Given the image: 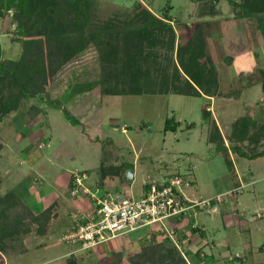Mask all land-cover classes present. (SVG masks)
I'll use <instances>...</instances> for the list:
<instances>
[{
	"label": "rangeland",
	"instance_id": "rangeland-1",
	"mask_svg": "<svg viewBox=\"0 0 264 264\" xmlns=\"http://www.w3.org/2000/svg\"><path fill=\"white\" fill-rule=\"evenodd\" d=\"M92 1L99 22L112 17L114 20L125 19L134 2ZM143 3L156 15H159L161 7L169 4V23L174 29L176 43L170 52L165 48L157 49L156 62L150 60L143 64L149 68L146 77H150L145 80V89L141 93L102 94L98 85L97 52L88 46L53 76L47 93L53 103L39 96L22 99L15 109L0 118V196L4 197L0 201V260L3 259L4 264H66L68 259H74L76 264H132L140 248L150 245V233L158 228L157 224L149 232L140 229L90 249L71 250L66 258H52L55 251L57 256L61 249L71 247L58 232L53 236L54 252L50 247L44 248L45 243L37 247L36 244L43 241L42 232L36 235L34 229L38 221L44 219L42 215H33L30 211L38 207L39 200L33 199L37 188L46 193L50 191L54 196L64 193L59 199L63 207L59 208L58 204V208L47 210L48 214L54 211V218L69 215L72 220L74 213L81 214L82 208L68 210V196L73 199L80 195L82 203L92 207L87 194L80 191L72 195L69 188L65 189L67 183L71 181L72 184L75 172L85 174L83 186L96 195L109 192L131 198L145 193L144 183L178 172L183 178L193 181L192 185L183 189V193L203 200L216 196L217 200L221 198L220 201L225 198L227 202L223 206L229 204V196L238 188L234 186L239 183L240 176L246 177L248 157L234 153L228 147L237 144L242 152L251 153L248 150L250 144L235 142L227 137L232 131V123L241 113V99L262 97L258 85L260 73L264 72V33L256 16L234 19L228 0L217 1L216 13L208 16L206 19L209 22L207 20L201 25L204 42L194 49L186 45L199 19L192 0H143ZM12 12L9 10L0 16L1 59L16 65L39 60L42 48L39 26L32 20L16 26V23L10 22ZM258 15L264 17V11ZM180 44H185V52L192 55L190 59L206 68L209 66L215 73L216 87L212 99L201 93L172 92L174 88H171L169 77L173 76V65L176 63L182 70L175 55ZM165 77L169 78L167 84V81L163 82ZM161 84H166V88ZM152 88L154 92L150 91ZM31 105L42 107L33 118L29 116ZM203 110L209 111L207 118ZM65 112L73 117L74 122L66 117ZM166 119L178 121L175 131L164 129ZM212 120L219 126L227 148H215L214 142L207 141L209 121ZM256 122L262 123L264 118L260 121L256 119ZM248 126L252 128L251 124ZM248 126L247 132L253 131ZM259 148L264 149L263 140L255 150ZM28 182L33 187L24 191V197H21L18 191L25 188ZM247 190L242 188L243 194L238 195L241 198L249 195ZM249 208L253 210L252 205ZM22 214L25 218L32 217L19 225L22 229L25 227L21 232L17 231L18 226L12 227V224L17 222L16 215ZM223 216L222 209L214 213L212 219L208 215L204 217L207 234L219 249L227 242L233 255L235 249L244 247L241 243L244 237L254 239V246L261 243V234L251 229L259 222H250L248 230L241 231L243 239H239V227H225ZM174 221L176 219L166 220L164 224L172 227ZM178 221L179 224L183 222ZM12 229L16 230L13 232ZM6 232L8 236L1 237ZM153 233L157 235L158 231L153 230ZM8 239L10 248L6 245ZM208 244L203 250L209 249ZM18 246L24 249L19 256L12 253V250L15 251L13 247ZM175 246L185 253L186 245L182 241ZM251 249L254 250V247ZM245 252L250 251L246 249ZM256 253L252 252L241 264H255ZM257 255L263 258L264 251ZM186 258L195 264L193 254L188 253ZM46 260L48 262H44ZM205 260L206 264H236L237 261L236 258L228 261L224 257L214 261L206 257Z\"/></svg>",
	"mask_w": 264,
	"mask_h": 264
},
{
	"label": "trees",
	"instance_id": "trees-1",
	"mask_svg": "<svg viewBox=\"0 0 264 264\" xmlns=\"http://www.w3.org/2000/svg\"><path fill=\"white\" fill-rule=\"evenodd\" d=\"M192 1L197 9L196 14L199 19L186 45L189 44L190 47L196 49L204 42L201 25L207 20L209 22V19L206 18L216 13V4L219 0ZM228 2L233 12L231 17L236 19L256 16L258 26L264 33V17L258 15L264 11V0H228ZM168 5L161 7L159 15H156L145 6L143 0H134L132 10L127 13L125 19L114 20L112 17L99 22L96 20V7L92 0H0V16L12 10L10 22L16 23V26L26 20L34 21L39 26L42 39L39 60L18 65L6 63L7 61L1 59L0 45V118L6 112L15 109L22 99L39 96L44 101L53 103L54 101L47 94L53 76L88 46L97 52L98 85L102 94L141 93L145 89L144 84L150 77V75L146 77V74H149V68L144 67L143 64H147L150 60L156 62L157 49L165 48L170 52L175 47V33L169 23L171 15L168 12ZM17 29L19 30L20 27ZM176 48V59L178 63L180 62L182 70L176 63L173 65V76L169 77L171 88H174L172 92L179 94L201 93L212 96L216 87L215 73L209 66L206 68L190 59L192 55L188 51L185 52V44L177 45ZM169 78L165 77L163 82L167 81V84ZM259 82L264 93V72L260 73ZM166 84L164 85L167 86ZM165 88L164 90H166ZM150 91L154 92V89L152 88ZM41 110L42 107L31 105L29 116L33 118ZM203 114L206 118L210 115L206 110H203ZM65 115L74 122L68 112H65ZM248 119L250 117L240 114L232 123V131L227 138L240 143L246 141L252 145L251 147L248 145V150H251V153L242 152L237 144L228 148L234 153L254 158L264 154V151L255 150L258 143L264 139V122L259 123L255 119L248 121ZM172 120H165V130H176L178 121ZM209 123L207 141L214 142L215 148L219 146L227 148L215 121L212 120ZM248 124H251L252 128ZM247 126L253 131L249 129L251 132H247ZM171 175L181 176L178 172ZM144 190H147L145 183ZM1 199L4 197L0 196V201ZM213 203V199H211L210 206ZM200 209L203 208H197V210ZM16 216L19 217V220L17 217V222L14 221L16 224H12V227L18 226L17 231L22 229L19 225L25 224L24 220L32 217L30 215L25 218L23 214ZM179 219L182 220V218ZM182 224L183 226L189 225L191 221L185 220ZM179 226H172L175 239L178 242L183 241L184 238L189 239V236ZM15 230L12 229L13 232ZM189 231L194 233L197 231V227H191ZM157 235L153 233L152 229L150 245L140 248V252L134 255L136 257L132 264H193L192 260L186 258L187 251L185 253L179 251L167 234L158 232ZM7 236L8 232L1 235L3 238ZM6 245L8 247L9 243L6 242ZM193 256L196 258L195 264H204L208 257L199 249L193 253ZM0 262V264H4L3 259ZM66 264H76V262L74 259H68Z\"/></svg>",
	"mask_w": 264,
	"mask_h": 264
},
{
	"label": "crops",
	"instance_id": "crops-1",
	"mask_svg": "<svg viewBox=\"0 0 264 264\" xmlns=\"http://www.w3.org/2000/svg\"><path fill=\"white\" fill-rule=\"evenodd\" d=\"M258 86H259L260 91L262 93V97L259 96V97L253 98L252 100H250L249 98H247V99L242 98L240 101L241 113H239L238 116L240 114H243V115L250 117L251 119H255V120L257 119L258 121H260V119L264 118V101H263L264 100V93L261 90L260 82H259ZM207 97L212 99V96H207ZM263 142H264V139H263ZM259 150H261V149L259 148ZM259 150H257V151H259ZM261 151H264V149H262ZM246 160L248 162V163H246L247 169L245 170V171H247L246 177L244 178L242 175L240 176L239 183L234 186V187H238V188L235 189L230 196L227 195V192H225L228 190L224 191V193H226L225 195L229 196V201H230L229 204L224 205V206L222 205L223 203L227 202L224 200L225 198L222 201H220L221 198L219 200H217L216 199L217 196L214 198L208 197L209 199L210 198L213 199L214 203L211 206H209L208 208H203V209L197 210L198 211L197 213L193 212V213L189 214L187 217L182 218L181 221L190 220L191 224L183 226L182 223L179 224V221L173 222L174 223L173 225H180L179 227L181 228V230L184 231V233L189 236V239L184 238L182 241L184 243V245H186L184 248V251H187L186 255L188 253L193 254L197 249H199V251L204 252L205 255L207 254L208 257L211 258L213 261L218 260L219 258H223V257L225 259H227L228 261H233V259L235 257H238L240 259H237L236 264H241L243 262H246L247 256L251 255L252 252H254V253L257 252L254 255V257H256V259H257V260H255L254 263L255 264H264V257L262 258V257L257 255L260 251H264V154L257 156V157H254V158H247ZM169 176H171V175L168 174L164 177H161L160 180L167 178ZM160 180L158 179V181H160ZM151 181H153V180H151ZM154 181H157V180H154ZM189 181H190V185H192L193 181L192 180H189ZM32 187H33L32 183L28 182L26 184L25 188H20V191H18L19 195L22 197L24 195V193ZM67 188H69L68 190H70L71 181L69 184L67 183V186L65 188L66 191H67ZM242 188H245V189L248 188L247 191L249 192V195H247L245 197L243 196V198H241L242 197L241 195H238V194H243V192L241 191ZM35 193H36L37 197L35 196L33 199L35 201L37 200V202L39 200L38 207L32 208L30 211L33 213V215L44 214L43 215L44 219L42 220V218H41V220L38 221L39 223H37L38 226H36V228L34 229L36 235H38L37 234L38 232H42L41 233V239H43V241H39L36 244V246L40 248L45 243L44 248L48 249V247H50V249L52 248V250L54 252V248H55L54 242H53L54 234L56 232H58V235H63L64 233L69 231L71 229V227L73 226V222L70 219L69 215L68 216L66 215L67 217H64V218H62V216H60V215H59V217L56 218V216H55V218H54V216H53L54 211H52L53 213H50V214L47 213V210H49L51 207L56 208V206L58 204H59V208L63 207L61 205L62 201H60L59 199H62V197L64 196V193H59L58 196L57 195L54 196V194L51 193L50 191H48L46 193V191L39 190V188H37ZM221 193H219V194H221ZM185 194L186 193L184 192V195ZM81 195H83V194H81ZM185 196L188 200H199V199L193 198L192 196H188V194H186ZM200 199H203V198H200ZM234 202H235V204H233ZM65 203H66V200H65ZM251 205H252L253 210L250 211L249 207ZM238 207H240L239 208L240 210L238 209ZM57 208H58V206H57ZM80 208H82V209L88 208L87 206H85L82 203L80 195L73 197V199H71V197L68 196V210L69 211H71V209L80 210ZM222 209L224 211L223 225L225 227H233V228L239 227V229H238V231L240 233L239 239H243L244 233L242 234L241 231L248 230L247 227H248V224L250 222H259L257 225L252 226L251 229H253V231L255 230L257 233L261 234V236L263 238L258 237L259 239L262 238L261 243L256 244L254 246V244L252 243V242L255 243L254 239L252 241L250 239L247 240V238L244 237L243 241H241V243H243L244 247H242L241 250L235 249L233 255L230 252V248H229L230 245L227 242H226L225 247H220V249H219L217 247L216 242L212 238H209V236L207 234L208 231H206V224L204 221L205 220L204 217H206L208 215V216H210L209 218L212 219V215H214V213H217L218 211H220ZM261 219H262V221L260 222ZM178 220H180V219L178 218ZM191 227H197V231L194 233H190L189 229H191ZM33 228L34 227H32V229ZM23 229H25V227H23ZM153 230H156V229H153ZM19 231H21V230H19ZM22 231H24V230H22ZM156 231H158V230H156ZM146 232H147V230H146ZM198 232H200V233H198ZM27 236L28 235H26V237ZM16 237H17V239H20L19 234L18 235L16 234ZM146 237H148V236H146ZM7 243H10L9 239L7 240ZM101 244H103V243H101ZM206 244H208V246H209V249H207V251L203 250V248L205 247ZM63 246L64 245H62V247ZM70 246L71 247L67 246L66 248L61 249L60 252L58 250L59 254L57 256H55L56 255V251H55L54 257H52V258H58L59 256L66 258L68 256V254L71 252V250L75 251L77 249V246H74V244H71ZM8 247L10 248V246H8ZM251 247H254V250H252ZM13 248L15 249V251H13L11 249L13 254L17 253V255L19 256V255L24 253V249L21 248L20 246L13 247ZM246 249L247 250L249 249L250 252L246 253L245 252ZM18 251H20V253ZM44 262H48V261L46 260ZM5 264H6V262H5ZM204 264H206V260H205Z\"/></svg>",
	"mask_w": 264,
	"mask_h": 264
},
{
	"label": "built area",
	"instance_id": "built-area-1",
	"mask_svg": "<svg viewBox=\"0 0 264 264\" xmlns=\"http://www.w3.org/2000/svg\"><path fill=\"white\" fill-rule=\"evenodd\" d=\"M80 173H73L69 191L72 195L80 191L87 194L92 207L82 209L81 214L74 213L73 226L61 235L63 241L77 245L78 250L90 249L140 229L149 232L156 224V230L164 232L174 241L175 232L164 221L187 217L197 208L210 206L212 199L188 200L183 189L190 186V181L179 175L146 182L147 190L138 198L109 192L96 195L83 186L85 174Z\"/></svg>",
	"mask_w": 264,
	"mask_h": 264
}]
</instances>
